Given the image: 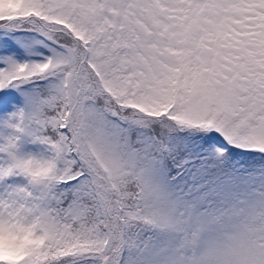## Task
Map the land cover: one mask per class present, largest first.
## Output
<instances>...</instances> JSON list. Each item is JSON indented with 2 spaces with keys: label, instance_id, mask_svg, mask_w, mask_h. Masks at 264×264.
Returning a JSON list of instances; mask_svg holds the SVG:
<instances>
[{
  "label": "snow or ice",
  "instance_id": "1",
  "mask_svg": "<svg viewBox=\"0 0 264 264\" xmlns=\"http://www.w3.org/2000/svg\"><path fill=\"white\" fill-rule=\"evenodd\" d=\"M0 264H264V0H0Z\"/></svg>",
  "mask_w": 264,
  "mask_h": 264
}]
</instances>
